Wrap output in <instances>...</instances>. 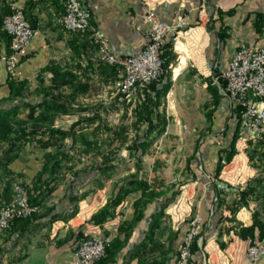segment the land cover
<instances>
[{
    "label": "crops",
    "instance_id": "obj_1",
    "mask_svg": "<svg viewBox=\"0 0 264 264\" xmlns=\"http://www.w3.org/2000/svg\"><path fill=\"white\" fill-rule=\"evenodd\" d=\"M15 2L39 34L27 45L14 73L9 74L0 64V159L8 148L6 139L16 138L21 131H30L36 119H41V128L52 124L55 128L66 129L77 121V115L43 117L39 108L34 112L35 119L30 118L29 105L42 99L38 92L52 86L55 93L67 95L74 88L87 91L90 83L104 91L111 89L117 78L97 67L95 48L86 34L68 32L59 24L58 19L64 12L63 0ZM81 2L90 10L91 25L106 35L114 53L131 55L141 48L148 26L143 20L145 8L140 0ZM3 6L0 0V7ZM179 10L188 13L190 30L202 37L203 48L199 63L191 65L190 60L195 58H189L185 66L189 50L184 45L185 49L179 47L183 57L178 67L173 68L171 87L165 99L166 126L142 158V177L151 189L165 193L163 199L176 190L172 186L180 184L181 192L164 210L149 241H146V234L159 203L146 207L143 218L118 253L116 264H149L139 259L153 257L161 261L165 252L171 260L164 264H175L174 253L179 250L187 220L194 213L203 218L204 238L202 247V242L198 243L201 250L194 254V264H248L245 250L251 241L238 238L230 228L235 222L250 226L255 213L264 221V142L238 154L234 144L235 153L227 159L238 133V113L223 94L218 78L237 49L257 43L264 46V38L259 39L264 29V0H163L155 9L165 22ZM1 12L0 8V18ZM1 34L0 25V54L6 52ZM54 78L58 83L52 85ZM10 80L23 82L22 96L12 97ZM192 91L195 94H190ZM197 91L201 93L198 97ZM198 108L201 113L196 111ZM116 110L121 112V108ZM90 131L92 128L88 126L77 129L72 138L63 142L69 149L70 159L77 154H93L89 142L86 146L79 144L80 138L88 140L96 135ZM38 135L47 138L43 131ZM55 149L40 147L35 142L25 143L16 159L0 163V206L11 199L9 186L16 181L30 189H39L36 194L42 195L38 198V211L53 207L54 213L67 215L70 191L65 181L73 172L94 165L88 161L70 162L64 178L52 182L56 174L49 175L51 164L45 165L44 159ZM125 161L126 168L121 165L118 173L102 181L99 187L92 186V178L88 175L73 187L74 194L87 192L78 203L74 217L58 220L21 238L15 230L0 234V264H74V251L84 234L100 233L113 239L117 234L113 226L118 228L134 216L132 204L139 197L138 193L128 195L116 208L114 218L103 225H93L88 220L106 203L116 179L134 172V162ZM222 163H230V171H225L224 177L233 180L231 183L220 177L221 171L216 177ZM235 163L237 169H234ZM49 187L52 190L46 194L44 190ZM246 187L255 191L247 197L248 205L243 206L238 203V191ZM233 208H236L235 214H232ZM120 238H125L123 233ZM156 247L159 249L149 253ZM133 253L136 255L131 257ZM258 264H264V258Z\"/></svg>",
    "mask_w": 264,
    "mask_h": 264
},
{
    "label": "built area",
    "instance_id": "obj_2",
    "mask_svg": "<svg viewBox=\"0 0 264 264\" xmlns=\"http://www.w3.org/2000/svg\"><path fill=\"white\" fill-rule=\"evenodd\" d=\"M8 13L2 19V30L10 37L9 51L0 54V64L6 72L14 73L16 65L25 54L27 45L39 31L25 19L23 9L15 0H5ZM145 8L143 20L147 23L144 43L131 55H119L112 51L106 35L90 23L91 13L81 0H63L64 12L58 19L62 28L71 33L86 34L93 44L96 59L103 65L114 67L121 101L133 109L145 101V89L163 74L164 62L176 51V43L190 31L189 15L179 10L169 22L156 14V6L163 0H140ZM264 38V29L259 39ZM171 47L165 55L166 45ZM172 66L171 64H169ZM222 92L238 110V133L235 140L237 154L253 145L264 142V46L255 44L240 47L231 58L227 69L219 76ZM220 177L229 172L230 163H222ZM232 164V163H231ZM236 168V163L235 167ZM37 210L28 202L27 190L20 182L12 184L11 199L0 206V234L10 230L13 222L24 219ZM203 218L194 213L187 220L178 258L175 264H194L192 244H201ZM117 232V225L113 226ZM111 237L88 232L77 243L74 264H94L105 256ZM264 258V237L250 242L245 250L248 264H258Z\"/></svg>",
    "mask_w": 264,
    "mask_h": 264
},
{
    "label": "trees",
    "instance_id": "obj_3",
    "mask_svg": "<svg viewBox=\"0 0 264 264\" xmlns=\"http://www.w3.org/2000/svg\"><path fill=\"white\" fill-rule=\"evenodd\" d=\"M1 3L4 4L3 7H0L3 10V12H1L2 17L0 18V25L2 26V19L8 13V8L6 6L5 0H1ZM23 14L25 17L24 11ZM31 27L34 28L33 26ZM1 39L6 45L5 53H7L9 51L10 37L3 31V34H1ZM170 47V44L166 45L167 50L165 51V55L168 54L167 51ZM172 56L173 55L170 54L164 62V72L161 75L160 79L151 83L145 89L144 103L137 106V108L135 109V121L132 124L134 127V135L132 140L130 141V144L125 148L127 151V155L106 157L100 165L93 166L89 169H83L73 172L71 178L65 181L67 188L70 191L67 197L70 203V209L67 212L66 216L63 213H54L55 208L53 207L46 208L43 212L38 211V207L40 205L38 198L40 197V195H42L41 193L36 194L37 190L39 189H30L25 184L21 183V185L24 186L27 190L28 202L30 206L36 207L37 210L24 219L15 220L10 230L8 231L15 230L19 235L18 238H21L28 233H32L43 227H47L58 220H64L68 217L71 218L75 216L78 211V203L84 199V197L87 195V192H83L80 194L77 192L76 194H74L72 190L73 187L77 184H81L82 179L87 175L92 178V186L99 187L102 181L110 179L121 161L128 159L135 161V172L125 178H122L116 184L115 191L108 198L106 203L99 210L92 214L88 222L93 225H103L108 220L114 218L116 208L128 195L138 193L139 197L135 199L132 204L134 216L131 220L124 221L118 226L116 232L117 234L112 239L109 246L106 248L105 256L100 260L94 262V264H116L118 253L125 246L127 238L131 235V232L143 218L146 207L154 202H157L159 203V208L151 216V222L146 234V241L152 239L153 231L157 228L159 219L164 215V210L169 205V203L174 200V197L177 194V191H173L170 197L163 199V201H159L160 197L163 198L165 193H156L153 189L150 188L148 183L143 180L142 177V157L144 156L147 149L152 145L156 137L163 133L166 126L164 100L171 87L168 66L172 60ZM96 63L97 67L101 68L103 72L112 74L113 76L116 75V69L114 67L103 65L98 62L97 59ZM57 83V79L54 78L52 80V85ZM8 84L12 97H20L23 95V82L16 83L10 80ZM38 94L42 95L41 101L35 105H29V117L32 119H35L33 115L38 108L42 109L44 114H42V116H45L46 118H54L58 115L81 116L85 111H87L86 108L73 106V103L68 99H62L63 95H61L60 93L55 94L52 86L38 92ZM44 119L45 118H43V120ZM40 120H34L32 129L30 131H21L20 135H18L16 138L6 139L8 148L7 150L3 151L0 163L2 161L9 162L16 159L22 149V145H24L25 143L35 142L38 144V146L43 148L49 146L56 147L55 152L48 154L44 159L45 165L48 163L51 164L49 175L54 176L56 174V177L52 178L51 181L56 182L59 179L64 178V176L66 175L67 164L70 161L69 149L66 145L63 144V142L74 136L77 127L81 123L91 125L94 124L96 120L93 117L79 119L69 125L66 129L55 128L54 126H52V124L51 126L48 125L45 128H41L42 126H40L39 124ZM39 131H43V134L47 135V138H39ZM235 140L236 138L233 140L230 146L231 152L228 155V160H230L235 153ZM221 169V165H219L216 177L218 176V173L221 171ZM227 187L231 188L229 185ZM51 190L52 187H49L44 191H46V194H48ZM254 191V188L249 187L238 191V203L240 205L247 206V197L252 195ZM232 210V214H235L236 208H233ZM230 229H232L235 235L242 240L249 239L251 242H254L255 240H260L264 237V221L258 218L256 213L252 214V224L250 226H242L238 222H235ZM122 233L124 234L125 238L121 240L120 234ZM200 236L202 237V247L204 245L203 229L200 233ZM201 247L198 246L197 240H194L191 248L193 262H195L193 258L194 254L200 252ZM157 249L159 248L156 247L155 249L150 250L149 253H153V251ZM178 252L179 250L174 253L175 263L178 258ZM135 255L136 253H133L131 257ZM167 255V252L163 253L162 256L164 258H162L161 261H156L153 257L145 258L144 261L139 259V261L150 262L149 264H164L165 262H169L171 260V258H167Z\"/></svg>",
    "mask_w": 264,
    "mask_h": 264
},
{
    "label": "rangeland",
    "instance_id": "obj_4",
    "mask_svg": "<svg viewBox=\"0 0 264 264\" xmlns=\"http://www.w3.org/2000/svg\"><path fill=\"white\" fill-rule=\"evenodd\" d=\"M195 27H197V25H195L194 28ZM193 32L194 30H190L186 34H183L182 38H180V41L189 45V48H188L189 52L186 54L187 57H186L185 66H188L189 58L191 59L195 58L194 60L193 59L190 60L189 64L191 65L198 64L199 63L198 58L203 48L202 37L201 36L198 37V33L194 34ZM171 54L173 55L172 60L170 62L172 66L170 65L168 66L170 80L173 75V68L178 67V65L180 64L181 57H183V54H180L177 51H173V53ZM195 68L197 69V67ZM118 80L119 79L116 78V82H114L113 87H111V89H105L104 91L98 90V88L95 85H92L90 83L89 87H87L88 89L87 91H82L79 88H74L72 91L67 92L68 93L67 95L63 94L62 99H67V98L74 96L75 99L73 100L68 99V100H70L73 103V105H78L77 107H82V108L87 109V111H85L83 115L78 116L77 120L85 119L89 117H93L96 120L95 122L96 126L94 127L92 125H94L95 123L91 125L81 123L77 127V129L80 130L88 126L89 128H92V131L90 132L96 133V135L93 134V137L90 136L88 140L86 138L79 139L80 145L84 144V146H86L88 142L90 143V145H92L91 152H93V154L91 156H87L85 154H77V155L71 156L69 163L76 162L77 164H81L83 162L88 161L89 164L97 166V165L102 164V162L104 161V158L106 157H114L116 155H127V151L125 148L130 144V141L132 140L133 135H134V127L132 124L135 121L134 112L137 107L133 109H129L121 101V98L118 92V89H119ZM180 81H183V78ZM81 85L82 83H80V86ZM221 87H222V84H221ZM190 94H195V92L192 91V93ZM199 94L201 93L197 91L196 96L198 97ZM164 105H165V111H166V100H164ZM118 108H121V112L116 110ZM200 109L201 108H198L196 111L198 113H201L199 111ZM205 109L206 108H204L203 110L205 111ZM97 133H99V135ZM132 162H134L133 167H134V172H135L136 170L135 161L132 160ZM125 163H126L125 160L121 161L119 163L120 166L116 168L112 176L118 173V170L120 169L121 165H123L122 166L123 168L124 167L126 168ZM128 175H125L123 177L116 179V182H114V185H113V189L111 190L110 196L115 191L116 184L122 178H125ZM15 182L16 181H14L13 183ZM172 187L176 189L175 190L177 191L176 197H178L181 192L180 190L181 185L178 184ZM9 188L12 189V185L9 186ZM155 192L164 193L163 191H160V190L155 191ZM159 201H163V198L160 197Z\"/></svg>",
    "mask_w": 264,
    "mask_h": 264
},
{
    "label": "bare ground",
    "instance_id": "obj_5",
    "mask_svg": "<svg viewBox=\"0 0 264 264\" xmlns=\"http://www.w3.org/2000/svg\"><path fill=\"white\" fill-rule=\"evenodd\" d=\"M183 45H184L186 48H189V45L183 43V42L180 41V40H179V41L176 43V45H175V47H176L175 50H176L178 53H180V54H182V52L180 51L179 47L181 46L182 49H185ZM180 63H181V60H180Z\"/></svg>",
    "mask_w": 264,
    "mask_h": 264
}]
</instances>
